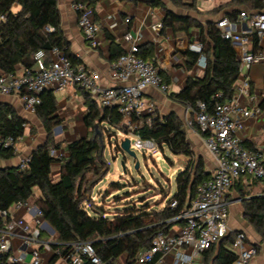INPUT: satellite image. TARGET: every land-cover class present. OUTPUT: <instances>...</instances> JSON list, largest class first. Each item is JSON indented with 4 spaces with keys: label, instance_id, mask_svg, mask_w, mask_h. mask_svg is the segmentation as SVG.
<instances>
[{
    "label": "trees",
    "instance_id": "16d2710c",
    "mask_svg": "<svg viewBox=\"0 0 264 264\" xmlns=\"http://www.w3.org/2000/svg\"><path fill=\"white\" fill-rule=\"evenodd\" d=\"M86 4L95 13L99 0H75ZM177 10H186L194 14L196 0L184 3L183 0H167ZM20 7L12 13L13 5ZM152 6L165 10L162 29L184 32L191 40V33L196 32L197 39L203 44V56L206 67L201 78L187 79L184 89L168 97L179 104L189 106L196 111L197 103H203L208 112L212 110L214 95L222 94L221 101L229 102L235 96L234 86L239 79V61L231 43L222 38L220 30L213 20L201 23L196 18L168 10L162 0H153ZM264 10L262 0H228L208 12L209 17L224 14L234 20L239 11ZM0 71L14 73L18 66L29 68L32 56L38 50L48 53L58 48L70 60L72 65L79 62L71 54L69 44L61 30V19L57 0H0ZM52 29L48 32L46 28ZM139 57L155 65L151 59V44L139 47ZM123 51L115 44L110 46V62L116 60ZM198 55L189 51L187 69L197 63ZM161 75V74H160ZM166 82V81H165ZM87 108L83 123L88 130L84 139H76L65 144L67 156L55 159L50 156L51 149L60 150L62 144L56 143L53 128L60 125L56 113V99L51 91L39 95L40 104L35 115L42 124L46 140L29 156L26 168H0V230L9 220V211L16 204H25L34 189L41 193L40 214L57 234L58 241L68 251V244L91 242L99 259L105 264H117L123 258L124 264H134L136 255L150 246L154 237L165 234L175 223H168L183 207L186 200L193 199L196 188L211 176L204 171L203 160H194L193 151L186 139L182 121L174 114L156 117L147 125V117L142 120L138 134L142 139L154 140L157 147L165 146L172 155L188 158L184 170L176 179L177 209H169L168 203L160 211H148L147 208L131 209L116 216L113 221L104 218L101 207L91 203L90 195L95 186L106 176L108 167L103 157V150L97 131L104 123L119 128L122 120L115 109H100L89 95L82 92ZM260 107H264L263 99ZM27 121L20 117L8 104H0V127L3 135L18 140L24 134ZM121 130V129H120ZM205 137V134H202ZM117 150L118 147H117ZM15 156V149H0V160ZM60 165V175L54 181L51 169ZM90 204H93L90 205ZM243 218L253 228L264 243V196L246 199L242 202ZM89 210V211H88ZM92 214V215H91ZM234 233H230L217 245L201 255L202 264H234L236 255L231 247ZM5 257H0V264H7ZM84 264H91L85 261Z\"/></svg>",
    "mask_w": 264,
    "mask_h": 264
},
{
    "label": "built area",
    "instance_id": "2783aa9c",
    "mask_svg": "<svg viewBox=\"0 0 264 264\" xmlns=\"http://www.w3.org/2000/svg\"><path fill=\"white\" fill-rule=\"evenodd\" d=\"M72 9L77 15V25L85 41L91 47H97L99 27L94 21L92 10L81 1L74 2ZM4 20L5 17L0 16V21ZM128 22L129 19H126L125 23ZM215 25L236 53L240 82L237 81L234 86L235 96L231 101L222 102V94L216 93L210 112L203 103H197L194 112L186 106L182 121L185 129L195 130L202 137L215 168L211 177L196 188L194 198L186 200L178 213L167 220L175 225L167 233L154 237L150 246L136 255L134 264H166L168 256L171 257L170 264H200V256L205 251L232 233L228 226L229 202L226 199L230 188L246 179L260 182L264 187V154L245 149L236 135L241 128V117L249 118L258 112L240 104L236 96L249 94V71L253 65L264 63V48L260 47V43L264 42V10H241L234 20L223 17ZM161 27L160 23L155 25L156 30ZM46 30L52 32L49 27ZM254 40L257 46L253 49L250 44ZM125 41L127 47L109 67L110 77L118 83L116 86L101 87L98 72L82 63L72 65L61 50L52 48L48 53L36 51L32 56L31 67L1 74L0 94L18 97L24 110L35 114L42 92L48 89L63 91L68 87L77 88L93 98L100 109L117 110L122 118L119 128L123 137L130 139V150H152L157 146L156 142L142 139L137 133L143 125V116L147 117L146 123L149 126L156 117L154 105L144 98V92L152 88L168 96L169 86L153 63L139 57V45L134 37L128 33ZM187 48L198 55L196 64L204 70L206 58L203 56V44L196 39ZM20 139L15 141L4 136L0 127V149H15ZM49 154L55 159L64 156L54 149ZM28 160L29 157L20 161L21 170L26 168ZM26 205L19 203L13 207ZM167 206L169 209H177L178 201L171 198ZM38 216L41 217L40 211ZM16 230L22 232L21 238L26 245L34 241L31 228L23 220L9 217L0 230V257H5L7 264H43L37 249L31 250L28 263L20 256L13 255L11 239ZM67 247L65 264H84L85 261L105 264L96 255L91 242L71 243ZM231 249L236 255L234 264H247L258 253L257 247L250 243L243 231L234 232Z\"/></svg>",
    "mask_w": 264,
    "mask_h": 264
},
{
    "label": "crops",
    "instance_id": "0c3cea01",
    "mask_svg": "<svg viewBox=\"0 0 264 264\" xmlns=\"http://www.w3.org/2000/svg\"><path fill=\"white\" fill-rule=\"evenodd\" d=\"M153 0H99L95 6L94 21L99 27L96 40L97 47H91L81 34L77 25V15L72 9L75 0H57V8L61 19V30L69 44L71 54L79 63L87 68L99 73L101 87H113L118 85L109 75L110 67V46L115 44L121 51L127 47L125 38L129 33L139 47L151 44L153 47L151 59L158 68L162 78L168 84V95L180 93L189 77L201 78L204 70L198 68L195 64L191 69H187L188 44L196 41V32L193 31L189 38L184 32H173L171 29H155V25L161 24L165 18V10L161 7L152 6ZM184 3H190V0H183ZM196 0V9L199 12H209L213 8L225 4L228 0H212L211 7L203 8L198 5ZM203 2L211 0H201ZM168 10L178 14L188 15L196 18L201 23L207 20H217L224 17V14L218 19L214 17H205L204 21L191 12H183L173 8L167 0H162ZM20 7L13 5L12 13H17ZM129 19L128 23L125 20ZM162 25V24H161ZM251 48L257 46L254 40L250 44ZM264 48V42L260 43ZM23 67L18 66L16 71H21ZM3 74L0 71V75ZM249 94H240L236 96L237 101L251 111L258 110L254 116L242 118L241 128L237 130L236 135L241 139L242 146L250 151H259L264 154V107H260L263 99V81H264V63L253 65L249 71ZM240 82V78L238 80ZM53 92L56 99V113L60 125L53 128V137L56 143L62 146L59 152L64 156L66 154L65 144L76 140L84 139L88 136V130L83 123V117L86 113L83 93L74 87H68L63 91L48 89ZM144 98L150 101L160 117L174 113L183 121L186 106L172 101L167 95L159 93L157 90L147 88L144 92ZM95 104V100L89 96ZM0 104H8L15 109L17 114L27 121L24 134L16 143L15 156L8 160H0V168L18 167L20 161L30 156L32 151L43 144L46 140V134L41 122L35 114L27 113L20 99L16 96H6L0 94ZM97 105V104H96ZM145 116H143L142 120ZM183 123V122H182ZM184 126V125H183ZM185 129V127H184ZM186 139L193 151V159L201 158L203 160L204 171L211 176L215 168V163L211 155L205 148L202 137L194 130L185 129ZM182 158L183 156H175ZM185 158V157H183ZM188 161V158H185ZM60 175V165L54 164L51 169V177L54 181L58 180ZM93 192V191H92ZM109 192V191H107ZM105 192L103 196L107 193ZM92 194V193H91ZM264 196V187L260 182L241 180L235 183L227 193L226 199L229 202L228 226L232 233L243 231L250 243L257 247L258 253L247 264H264V243L260 241L259 236L253 228L243 218L242 202L249 198ZM91 199V195H90ZM91 202L97 206L91 199ZM167 204V203H166ZM165 204V205H166ZM42 205L41 193L38 189L33 190L32 196L27 201V205L20 208L12 207L9 211V217L23 220L31 228V236L34 241L26 245L22 240V232L16 230L15 236L11 239L12 253L14 256H20L25 263L29 262L32 249L39 250L43 264H65V247L59 243L56 232L51 231L49 225L38 216ZM98 207V206H97ZM158 210L148 211H160ZM110 219L109 221H113ZM171 257L166 258V264H170ZM117 264H124V259L118 260ZM200 264L201 256H200Z\"/></svg>",
    "mask_w": 264,
    "mask_h": 264
},
{
    "label": "rangeland",
    "instance_id": "374dc122",
    "mask_svg": "<svg viewBox=\"0 0 264 264\" xmlns=\"http://www.w3.org/2000/svg\"><path fill=\"white\" fill-rule=\"evenodd\" d=\"M197 2L203 8L213 5L212 0ZM182 11L186 13V10ZM193 15L203 21L209 16L208 12ZM100 130L108 172L93 189L91 199L103 209L104 218L114 219L131 209L158 210L164 207L175 195L177 176L188 161L183 157H175L165 146H156L152 150L133 151L138 162V168L135 169L134 159L116 148L117 139L123 137L122 131L106 123ZM121 161L125 162V171L121 168Z\"/></svg>",
    "mask_w": 264,
    "mask_h": 264
},
{
    "label": "water",
    "instance_id": "95a60500",
    "mask_svg": "<svg viewBox=\"0 0 264 264\" xmlns=\"http://www.w3.org/2000/svg\"><path fill=\"white\" fill-rule=\"evenodd\" d=\"M95 129H96V134L99 136V141H100V144H101V148L103 150L101 134H100L99 131H97L96 126H95ZM117 147L122 153H124L127 156H129V157L134 159V161H135V166L134 167H135V169H137L138 168V162L136 160L135 153L132 150H130V139L127 136H125L123 138H120V139H117L116 148ZM121 168L123 169V171H125V162L124 161H121ZM48 227L50 228L51 231H53V229L50 226H48Z\"/></svg>",
    "mask_w": 264,
    "mask_h": 264
}]
</instances>
